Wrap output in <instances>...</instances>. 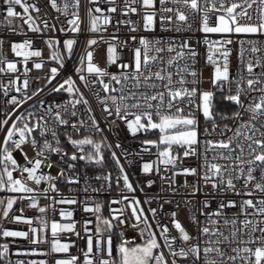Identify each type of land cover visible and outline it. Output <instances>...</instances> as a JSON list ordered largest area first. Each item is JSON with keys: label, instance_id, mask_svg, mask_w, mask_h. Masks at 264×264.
I'll list each match as a JSON object with an SVG mask.
<instances>
[{"label": "built area", "instance_id": "1", "mask_svg": "<svg viewBox=\"0 0 264 264\" xmlns=\"http://www.w3.org/2000/svg\"><path fill=\"white\" fill-rule=\"evenodd\" d=\"M28 4H34L39 11L29 9L30 15L35 21V26L40 28V31H31L27 24L24 23L22 18H11L12 22H8L7 7L4 0H0V56L4 62H0V67H6L7 61H12L17 64L18 71L15 73L3 72L0 73V121L7 120L8 123L0 128V146L4 145V136L7 134V129L12 126V122L16 121L19 127L23 126V121H18V116H23L27 119L28 123H35L34 118H28V113L32 112L35 116L44 115L47 121V126L56 132V137L53 138L51 132L41 136L39 131L33 132L32 136L38 141V144L43 145L45 139L49 141L52 147H59L60 153L50 152L45 150L44 156L37 157L31 143L22 145L23 152L27 154L26 160L21 150H13V145L9 143L7 147L12 150L13 158L17 161L19 169L23 167L31 168L33 165L29 161H34L39 158L42 160V166L38 170V175H50L56 177L55 180L50 182L42 181L39 185L33 181L27 180V173L21 170H13V177L24 180L28 187L32 188L33 192H13L7 190V177L3 173V165H0V177H3L6 187L0 189V233L4 230L23 231L28 233L27 238L23 237H4L0 235V245L7 244L8 252L0 258V264H16L17 261H22L23 264H30V262L44 261L45 264H56L57 260H66L72 256L77 257V264H84V253L87 251V239L91 235L93 237V253L90 257L94 259V264H99L100 255L96 254L95 242L97 239L107 241L109 236L112 239V258L115 254L116 240L119 243L129 241V244L137 242H145L148 239V231L155 234L157 242L160 245L156 252H163L167 264H171L174 257L169 255V249L165 247V240L161 236L163 227L169 229L168 237L173 241V248L179 250L181 246H187L192 243H197V239L184 242L180 239V233L172 224L175 212V219L178 220L182 226L194 238H199L201 247L204 246V241L208 239L200 233L196 224L191 220L195 215L203 226L207 217L201 215V211L211 213L215 212L219 205L227 203L228 201H235L236 207L223 209L224 216L233 217L238 216L239 219H244L240 214V203L246 199H252L254 202L259 199H264V193L256 192L253 190V195L248 196L246 191L252 190V185L248 189L243 188V181H235L236 189L240 194L234 191H220L213 189L211 184H205L200 178L205 169L202 167L205 162V141L212 140H226L232 136V131L224 132L221 130L227 125L229 129H235L241 121H233L228 119L226 122L216 124L218 127L216 131H212V123L206 121L201 111H198L196 104H199V97L197 96L195 104L189 105L187 101L183 102L182 107L185 109V115L189 111L193 112L197 119V131L199 143L195 146L197 155L184 157V147L174 145L171 149L172 155H178L180 160L175 165H163L159 162V152L163 148L159 146L158 142L154 145L145 144L144 141H155L152 135L158 132V129L139 131L133 135L126 125L120 120L116 114L114 106L111 101H107V105L112 110V115L109 116L104 110L105 105L101 100L108 94L103 91V85L99 83L93 84L97 80L94 74L87 72V60L81 64V57L86 56L87 51L93 52L92 63L96 64L102 69H107L109 73L119 74L121 69L118 64L129 63L132 64L134 49L140 47V37H145L150 41L159 40L160 47L167 48L169 43L176 46V50L180 51V45L187 41L192 49L197 53L195 57V64L193 65L190 56H185L183 60L179 61V67L185 64L192 65L198 73L197 79L200 80L197 86L200 91H221L218 87L213 86L211 83L213 74V65L207 63L208 45L204 43L205 38L210 41H219L223 39H230L233 41L228 48L231 50L229 56V71L230 77L240 79L241 76L245 78L242 86L246 87V79L254 78L264 72V33L245 34V33H231L219 34L201 32L200 29V14L191 13L188 9H182L188 14L189 19L186 23L180 25L181 30L175 31V24L165 23L163 26L160 21L161 5L159 0H156L157 15L155 18L154 30L146 31L144 29L143 12L137 2L132 5L138 9L136 13L124 12V5L129 0H115V4L108 3V0H79L78 7H74L75 0H56L57 7L51 6L50 0H26ZM68 4L67 9L64 5ZM116 7L117 11L110 13L107 11L109 7ZM17 12H22L19 6L13 5ZM100 7L103 14L110 18L107 25L101 24V31L91 32L90 15L88 10L92 9V15L100 16V13L95 12V8ZM163 7L177 8L179 5H174L170 2L163 5ZM73 13L80 17V31H71L69 21L73 19ZM253 15V22L256 20L255 6L251 10ZM163 15H173L172 13H163ZM215 15L210 14V24L214 26ZM130 22V23H129ZM243 22V21H242ZM47 24V27L45 26ZM132 27L136 31H131ZM63 29V30H62ZM115 36L120 43L112 40ZM135 36L136 39L132 40ZM74 40L71 53L65 47L66 40ZM89 39H96L98 43L87 46ZM25 40L31 42L28 51H40V57H30L25 63L22 57H17L11 49L13 43H23ZM53 41L50 48L47 41ZM243 41V43H241ZM126 42V44H125ZM252 42V43H249ZM109 43L116 44V53L118 60L116 64L111 66L107 63V49ZM257 47L261 49L259 52L252 53L251 48ZM243 48V56H241V49ZM187 49L184 52L187 53ZM62 57V65L56 60L50 59L52 53ZM164 58V62L168 58L175 55V52L164 51L158 54ZM261 61V65L253 68V77H249L246 71V65L249 61L255 64L257 60ZM42 67L37 69L34 64L41 63ZM167 66L166 63H161L153 66L156 68ZM25 67L28 71L25 72ZM169 71L174 74L177 68L174 66H167ZM56 68L57 74L52 77L51 69ZM77 68L82 71L77 72ZM84 76L85 79L81 80L80 77ZM51 77V79H49ZM71 78L74 82V89L69 93L67 91H54L64 80ZM174 79H177L174 75ZM192 77L187 76V80L191 81ZM28 81L27 88L24 87V81ZM104 83H108L109 77H103ZM123 84L112 83L111 87L117 89L111 92L110 95H121L120 89L124 87ZM191 87L190 84L186 85ZM67 87V86H66ZM259 87V85L257 86ZM19 89V91H17ZM39 90V91H38ZM144 89H141L143 91ZM161 90V89H157ZM232 93L235 92V85H232ZM36 95H33V93ZM223 98L229 93V88L226 86L221 91ZM259 92H253L247 96H242L241 99L245 104L249 103L253 97H258ZM83 96L88 101L87 104L83 102L76 104L75 107L70 103L73 100H79ZM12 97L17 100H23L24 103L16 108L14 104L9 101ZM30 97V99H28ZM59 106V107H57ZM232 113L241 111L234 104ZM51 107L53 114L47 113V109ZM15 109V110H14ZM59 111L62 117L68 121L67 125H60L54 118V113ZM76 115L73 116L72 112ZM11 113V115H8ZM230 114V116L232 115ZM95 118L96 125L100 131H96L93 127L92 120ZM157 120V117H153ZM128 119H133L129 116ZM247 119V115L244 116ZM146 123V121H144ZM75 124L79 131L73 129L72 125ZM209 132L206 133L205 129ZM210 133V134H209ZM72 139H83L90 137L95 142L101 143V155L103 159L97 163L95 160L89 161L87 159H80L81 155H87L90 152L94 153L90 145H84L83 150L74 147L69 143L68 137ZM18 135L13 139H18ZM57 141L59 143L57 144ZM234 146V145H233ZM222 151V150H217ZM115 153V157L113 156ZM75 154L76 160L70 159ZM213 152L207 153L208 160L212 159ZM119 161V163H117ZM224 163V161H217ZM150 163L153 165L152 169L145 173L143 165ZM51 164L49 168L46 165ZM72 165V167H69ZM11 170L12 165L8 164ZM183 168H195L198 175H184L181 173ZM123 169V171H121ZM61 173H63L61 175ZM128 177V181L132 186L129 190L124 185L123 176ZM259 177L260 173H255ZM108 177V179H104ZM75 181V182H73ZM151 182V183H149ZM49 184L55 185V190L49 187ZM198 188L199 191H195ZM48 189L47 192L44 190ZM23 197V198H21ZM125 197L127 199H125ZM32 198H35L38 207H30ZM8 199H14L15 203L8 211V216L3 215L4 209L7 207ZM61 200H75L76 203H59ZM135 201H139V205H135ZM208 201V207L204 208V202ZM99 204L100 212H87L85 207L94 208ZM132 206L137 207V213L143 210L141 221L138 222L132 215ZM44 207V213L39 212L38 208ZM152 209H155L153 215ZM71 212L72 216H61V211ZM253 211L249 209V212ZM20 216L22 220L17 222L14 217ZM97 216L101 219H108L112 228L110 231H103L102 234L97 235L96 227L98 224ZM144 217L147 218V224L143 222ZM215 219V217H213ZM253 219L252 216L248 217ZM24 219H31L32 224L24 223ZM259 220L260 217H255ZM41 221L45 222L44 224ZM57 221L60 223H74L75 232L66 233L61 232L58 234L57 239L61 243H69L68 252L55 253L51 251L53 243V236L51 233V223ZM91 221V223H87ZM123 221V223H121ZM223 221L221 220V224ZM139 224L134 228L132 225ZM149 225L151 226L149 228ZM43 227V232L40 229ZM89 231H85V228ZM31 228L37 229L36 238L42 239L41 243H31L34 234ZM104 228V225H101ZM141 230H144L142 237ZM227 234V231H225ZM259 235V233H255ZM235 247V245H233ZM2 250V249H0ZM229 254L230 249H228ZM103 258L109 257L103 254ZM177 264H192L191 258L181 260L179 257L175 258ZM199 264H203L201 260Z\"/></svg>", "mask_w": 264, "mask_h": 264}, {"label": "snow or ice", "instance_id": "2", "mask_svg": "<svg viewBox=\"0 0 264 264\" xmlns=\"http://www.w3.org/2000/svg\"><path fill=\"white\" fill-rule=\"evenodd\" d=\"M96 2V0H92ZM140 4V7L144 10L143 22L144 29L146 31L154 30L155 18L157 15L156 11V0H129L124 5V12L136 13L138 9L132 5L136 3ZM172 3L179 5L177 8L163 7L166 3ZM7 7V18L8 22L11 23V18H22L24 23L28 25L29 29L34 32L40 31V28L35 26V21L28 15L29 9L39 11L34 4H28L26 0H4ZM53 8L57 7L56 0H50ZM108 3L115 4V0H108ZM161 5L160 21L162 26L165 23L175 24V31L181 30L180 25L186 23L189 19L188 14L182 9H188L191 13L200 14V31L208 33H219V34H231V33H245V34H256L264 33V0H159ZM13 5L19 6L22 12H17ZM79 0H75L74 7H78ZM255 6L256 20L253 22V15L251 10ZM68 4L64 5V9H67ZM92 9H89L90 27L89 31L98 32L101 31V24L107 25L110 22V18L103 14V10L100 7L95 8L96 13H100V16L92 15ZM108 12L114 13L117 11L116 7H109ZM163 13H172L173 15H163ZM215 15L214 26L210 24L211 16ZM243 21V22H242ZM80 17L78 14L73 13V19L69 21L72 26L71 31H80ZM130 23V22H129ZM47 27V24L45 23ZM63 30V29H62ZM136 31L135 27L130 29ZM136 37L133 36L132 40ZM112 40L116 43H120L115 36ZM49 47L53 45V41H47ZM76 43L74 40H66L64 42L65 49L71 53L72 47ZM98 41L96 39H89L87 46L90 48L96 45ZM159 40L150 41L145 37H140L139 45L134 49V56L132 64L123 63L118 64L121 69L119 74H112L107 69H102L96 64L92 63L93 52L87 51L86 56L81 57V64L87 60V72L94 74L97 80L92 83H99L103 85V91L108 94L101 100V103L105 105L104 110L111 116L112 110L109 109L107 101H111L115 109L116 116L124 121L128 127V130L135 135L137 132L143 130L148 131L152 129H158L161 133L159 138V144L165 145L163 151L159 152V162L165 166L175 165L180 157L174 156L171 153V149L174 145L184 147V157L197 155L196 145L199 143L198 131H197V119L193 112L189 111L185 115V109L182 107L183 102L187 101L189 105L195 104L197 96L199 97V104H196L198 111H201L206 121L212 122V131H216L217 125L215 118L219 115L220 119H231L233 121H241L237 124L235 129H229L227 125L221 130V134L224 132L232 131V136L226 140H206L205 143V162L203 168L205 169L203 175L200 177L205 184H211L213 189L220 191H234L240 194L236 189L235 181H243V188L248 189V186L252 185V190L245 192L246 195L252 196L253 190L256 192L264 193V72L254 76V78L246 79V87L242 86L245 82L243 76L240 79H234L230 77L229 71V56L231 50L228 45L233 43L230 39H223L219 41H210L205 38L204 43L208 45V56L207 63L213 65V74L211 83L213 86L218 87L219 90H223L224 87L229 88V93L224 97L225 100L232 102L241 111L232 113L229 117L224 114H216L213 112L214 108V93L212 91H200L198 85L200 80L197 79L198 73L192 65L185 64L183 67H179V61L183 60L185 56H190L195 64L196 51L192 49L187 41H184L180 45V51L176 50V46L173 43H169L167 48L160 47ZM243 43V41L241 42ZM252 43V42H249ZM3 41H0V45ZM126 44V42H125ZM31 42L25 40L23 43H13L11 45L12 52L17 57H22L26 63L30 57H40V51H28L30 49ZM187 49V53L184 52ZM170 53L175 52L174 56H171L164 62V58L158 54L164 51ZM261 49L252 47L251 52L256 53ZM243 48L241 49V56H243ZM50 59L56 60L62 65V57L57 55L55 52L52 53ZM118 56L116 53V44L109 43L107 49V63L109 66L116 64ZM0 62H4L2 56H0ZM6 67H0V73L5 71L15 73L18 71L17 64L12 61H7ZM161 63H166L167 66H174L177 68L176 73L168 70L167 66H162L153 70V66ZM261 61L258 59L255 64L249 61L246 65V71L249 77H253V68L260 66ZM34 66L39 69L42 67L41 63H35ZM28 69L25 67V72ZM52 77L57 74V69L52 68ZM82 71L81 68H77V72ZM174 75L178 77L174 79ZM187 76H191V81L187 80ZM103 77H109L108 83H104ZM51 79V77L49 78ZM81 80L85 77L82 75ZM125 85L120 89L121 95L115 96L110 95L111 92L117 91V89L111 87L112 83ZM73 81L71 78L66 79L60 84L54 91H67L72 93L78 91L74 89ZM190 84L191 87L186 85ZM235 85V92L232 93V85ZM259 85V87H257ZM28 81H24V87L27 88ZM67 86V87H66ZM141 89H144L141 91ZM161 89V90H157ZM19 91V89H17ZM39 91V90H38ZM259 92L258 97H253L249 103L245 104L241 99L242 96H247L250 93ZM33 95H36L34 92ZM30 99V97H28ZM83 102L87 104L88 101L81 96L79 100L70 101L75 107L76 104ZM10 104H14L16 108H19L24 103L23 100H17L16 97H12L9 101ZM59 107V106H57ZM15 110V109H14ZM47 113L53 114V109L49 107ZM8 115H11L9 113ZM72 115L76 113L73 111ZM247 115V119L244 116ZM131 116L133 119H128ZM157 117L154 120L153 117ZM28 118H34L35 123H28L27 119L23 116H18L16 120L23 121V126L19 127L16 121L12 122V126L7 129V134L4 136V145L0 146V165H3V173L7 177V190L13 192H33L34 190L27 186L24 180L13 177V170L19 169L17 161L13 158L12 150L7 145L11 143L13 150H21L25 159L27 160V154L23 152L22 145L31 143L32 147L36 151L37 157L44 156L45 150L55 153H60L59 147H52L47 139L44 140L43 145L38 144V141L32 136L33 132L39 131L43 137L45 134L51 132L53 138L56 137V132L47 126V121L44 115L35 116L34 113L29 112ZM55 120L60 125H67L68 121L65 120L59 111L54 113ZM146 121V123H144ZM8 123L7 120L0 121V128ZM93 127L96 131H100L96 125V120H92ZM73 129L79 131L75 124L72 125ZM205 132L209 130L206 128ZM210 134V133H209ZM18 135V139H13L14 136ZM68 141L74 147L83 150L84 145H90L93 152L88 153L86 156L81 155L80 159H87L89 161L95 160L99 163L103 157L101 155L102 145L101 143L95 142L90 137H84L83 139H72L68 137ZM59 141H57V144ZM145 144L154 145L156 141L147 140ZM234 145V146H233ZM222 150L218 151L217 150ZM211 151L214 153L211 160H208L207 153ZM115 157V153H113ZM70 159L76 160L77 156L73 154ZM217 161H224L219 163ZM32 163V167H23L21 170L23 173H27V180L33 181L39 185L42 181L50 182L55 180L56 177L50 175H38L37 172L42 166V160L37 158ZM119 163V161H117ZM8 164L12 165V169L8 168ZM47 167L51 168V164H47ZM72 167V165H69ZM153 165L145 163L143 165V171L148 173L152 169ZM123 171V169H121ZM259 171L260 175L257 177L255 173ZM181 173L184 175H198L197 169L195 168H183ZM63 173H61L62 175ZM108 179V177H104ZM124 185L129 190H132V186L128 181V177L123 176ZM75 182V181H73ZM151 183V182H149ZM6 187L3 177H0V189ZM52 190H55L54 184H49ZM45 192L48 189L44 190ZM195 191H199L198 188ZM23 198V197H21ZM125 199H127L125 197ZM3 203V201H0ZM15 203L14 199H8L7 207L4 209L3 215L8 216L9 209L12 208ZM59 203L74 204L75 200H61ZM135 205H139V201H135ZM30 207L37 208L38 204L35 198H32ZM132 207V215L135 219L140 222L143 216V210L141 209L139 214L137 213V207ZM235 201H228L226 204L221 203L219 208L215 212L207 213L201 211V215L207 217L206 223L201 226L198 218L193 215L191 220L197 225L200 233L207 236L208 239L204 241V246L201 247L199 238L192 237L189 232L182 226V224L175 219L176 213L173 212L172 224L176 230L180 233V239L184 242H188L193 239H197V243H192L187 246H181L179 250L173 248V241L168 237L169 229L163 227L161 236L165 240V247L169 249V255L174 257L171 264H177L176 257L181 260L191 258L192 264H199L202 260L203 264H264V199L253 201L252 199H246L240 203V214L244 216V219H239L238 216L231 218L224 216L223 209L236 207ZM100 205L97 204L94 208L85 207L87 212H100ZM208 207V201L204 202V208ZM249 209L253 211L249 212ZM39 212L44 213L46 208L39 207ZM155 215V209L151 210ZM61 216L71 217V212L61 211ZM252 216L253 219L248 217ZM215 217V219L213 218ZM255 217H260L256 220ZM14 220L20 222L22 217L16 216ZM98 224L96 227L97 235L102 234L103 231H110L112 224L108 219H101L97 216ZM221 220L223 223L221 224ZM24 223L29 225L32 224L31 219H24ZM143 222L147 224V218L144 217ZM42 224L45 222L41 221ZM91 223V221H87ZM123 223V221H121ZM104 225V228H101ZM139 224H134L132 227L136 228ZM151 226L149 225V228ZM43 227L40 229L43 232ZM85 231H89L87 227ZM227 231V234H225ZM31 232L34 234L31 243H41L42 239H37V229L31 228ZM61 232L73 233L75 232L74 223H60L52 221L51 233L53 236V243L51 251L55 253L68 252L69 243H61L57 239L58 234ZM259 235H255V233ZM0 235L4 237H23L27 238L28 233L23 231H11L4 230ZM143 237L144 230H141ZM148 239L143 244H136L135 246L129 247V241H123L117 246V254L119 256V264H167L165 255L163 252H156L160 248L157 242L156 236L153 232L148 231ZM235 245V247H233ZM93 237L88 236L87 239V251L84 253V264H94V259L90 257L93 253ZM0 258H3L8 252V245H0ZM228 249L232 254H229ZM95 251L97 255H100L99 264H117L116 260L112 258V239L109 236L107 241H101L97 239L95 242ZM109 257L108 259L103 258V254ZM16 264H23L22 261H17ZM30 264H37L33 261ZM39 264H45L44 261H40ZM56 264H77V257L72 256L66 260H57Z\"/></svg>", "mask_w": 264, "mask_h": 264}, {"label": "trees", "instance_id": "3", "mask_svg": "<svg viewBox=\"0 0 264 264\" xmlns=\"http://www.w3.org/2000/svg\"><path fill=\"white\" fill-rule=\"evenodd\" d=\"M214 93V108H213V112L216 113V114H224V115H227L230 117V114L232 113L233 109H234V104L230 101H227L223 98L222 96V92L221 91H218V90H215V91H212ZM228 119H220L219 115L216 116L215 118V123L216 124H221L223 122H226ZM211 122V121H210ZM212 123V122H211ZM157 134L154 133L152 135L153 139L155 141H157ZM120 243L118 242V240H116V249H117V246L119 245ZM115 249V254H114V257L113 259L117 260L119 259V256L117 254V251Z\"/></svg>", "mask_w": 264, "mask_h": 264}, {"label": "rangeland", "instance_id": "4", "mask_svg": "<svg viewBox=\"0 0 264 264\" xmlns=\"http://www.w3.org/2000/svg\"><path fill=\"white\" fill-rule=\"evenodd\" d=\"M152 130H155V129H152ZM158 132H156V134L158 135L157 136V142H158V144H159V138H160V135H161V133H160V131L159 130H157ZM159 146H161L162 148H163V150H164V148L166 147L165 145H162V144H159ZM144 242H137V243H133V244H129L128 246L129 247H132V246H135L136 244H143ZM117 264H119V259L117 260Z\"/></svg>", "mask_w": 264, "mask_h": 264}]
</instances>
